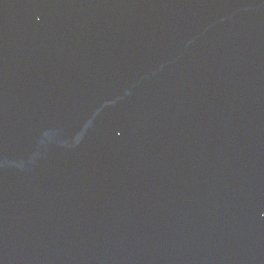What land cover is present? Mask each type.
<instances>
[{
    "label": "water",
    "instance_id": "1",
    "mask_svg": "<svg viewBox=\"0 0 264 264\" xmlns=\"http://www.w3.org/2000/svg\"><path fill=\"white\" fill-rule=\"evenodd\" d=\"M0 264H264V0H0Z\"/></svg>",
    "mask_w": 264,
    "mask_h": 264
}]
</instances>
